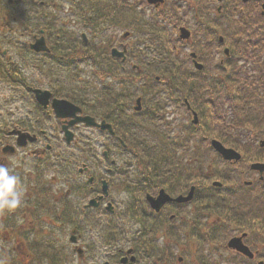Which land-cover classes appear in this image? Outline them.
<instances>
[{
  "label": "flooded vegetation",
  "instance_id": "obj_1",
  "mask_svg": "<svg viewBox=\"0 0 264 264\" xmlns=\"http://www.w3.org/2000/svg\"><path fill=\"white\" fill-rule=\"evenodd\" d=\"M89 1L0 0V165L19 177L23 191L22 205L0 214V264H173L171 233L200 234L203 215L214 223L202 213L213 190L195 163L204 151L201 134H193L191 158L179 160L193 164L179 166L171 161L183 147L146 143L137 135L151 137L144 124L153 115L167 138L170 121L180 122L155 112L147 102L153 88H137L136 82L144 73L143 86L148 84L154 62L168 70L169 51L174 57L187 50L192 66V53L199 61L194 46L203 37L195 19L202 10L181 0ZM150 8L162 31L148 41V23L139 16L152 20ZM205 28L203 55L212 57L217 47H207L215 43L213 30ZM93 75L99 76L96 101L83 84ZM73 77L77 85L69 86ZM176 90L165 88L158 104L183 107ZM184 106L191 121L192 110ZM83 117L91 123L80 122ZM178 127L184 132L185 126ZM67 132L74 142L66 141ZM185 137L191 142V132ZM228 178L242 179L244 197L263 204L264 169L234 165ZM126 217L145 227L120 230ZM253 253L256 262L259 250Z\"/></svg>",
  "mask_w": 264,
  "mask_h": 264
},
{
  "label": "trees",
  "instance_id": "obj_2",
  "mask_svg": "<svg viewBox=\"0 0 264 264\" xmlns=\"http://www.w3.org/2000/svg\"><path fill=\"white\" fill-rule=\"evenodd\" d=\"M193 1L197 4L196 11L203 12L195 19L203 39L194 49L200 56L204 52L202 41L206 26L212 28L214 41L222 34L230 49L229 57L222 54V71L218 74L207 71L213 56H208L207 68L197 73L185 67L183 59L176 58L180 54L171 57L170 53L168 70H161L154 62L153 73L163 77L162 83L167 88H184L181 90L184 94L198 93L199 89L204 92L207 99L200 101L202 125L197 128L201 136L209 134L238 149L244 131L252 133L256 139L264 137V116L257 122V117L264 112V0H224L223 11L215 9V0ZM205 123H208L207 128Z\"/></svg>",
  "mask_w": 264,
  "mask_h": 264
},
{
  "label": "rangeland",
  "instance_id": "obj_3",
  "mask_svg": "<svg viewBox=\"0 0 264 264\" xmlns=\"http://www.w3.org/2000/svg\"><path fill=\"white\" fill-rule=\"evenodd\" d=\"M112 1L113 0H111V1L107 0V1H105V4L106 5H111L113 3ZM150 9L152 10L151 17L157 18V20L161 24V21H160L161 18L155 15L156 11H154L152 8H150ZM142 20H144V18ZM153 20L155 21V19H153ZM221 57H222V55L219 54L215 58V61L212 60V63H211L212 65L209 67V72L210 73L214 72L215 74H218L220 71H222L220 66H219L220 65L219 62H221V60H222V59H220ZM215 65H218L219 68H216ZM70 81L72 83V84L70 83L71 85L76 84L75 83V79L70 78ZM198 91H199L198 93H197V91L193 92L190 95L188 100H189L190 104L193 105L194 108L196 109V111L198 112V122H197V124H198V126H201L202 125L201 121H202V118H203L202 117L203 116V110L201 109L200 101L201 100L202 101H206L207 96H206V94L204 92L201 93L200 89ZM181 97H182V93H181ZM162 111L168 112L167 115L169 117L173 118L175 116V118L180 120V122H179L180 126H185L184 132H182L181 128H179V130L177 131V127L176 126H178V125H175V130L172 132V135L175 136L177 139H179L178 141L180 143H185L184 146H186V148H188V151H183L182 154L184 156H187L186 159L190 158V156H191L190 155L191 148H192L193 145H195V143H194L195 142L194 141L195 136L194 135L192 136L193 143L190 142L188 137H185V140L183 142V137L185 136V134L187 132L190 133V132H192L194 130V126H192L191 121L189 120V118H187L188 115L185 112V107H180V106H178V102H175V103H172V105H169L168 107H166L165 109H162ZM174 111H177L176 114L173 113ZM206 111H208V110H206ZM189 116L191 117L190 114H189ZM263 116H264V112L260 113V115L257 117V122H259L260 118L263 117ZM258 118H259V120H258ZM183 120H185V121H183ZM207 124L205 123V125H206L205 127L206 128H207ZM154 126L155 127L157 126V128H154ZM152 128H154L156 130L157 129H161V127L159 125H156V124L152 125ZM242 134H244V136H246V137H252L253 139H256L255 135H252V133H250V132L244 131ZM137 135H142V134H137ZM226 136H229V135H226ZM261 140H263V139H258L257 143L255 145L253 144V148L252 149H250L249 146H247L246 144H244V143L242 144L241 148L243 150L249 151L247 153L246 157H245V161H244L245 165H249L250 163L257 162V161H264V159L260 160V159L256 158V155L254 156L256 151H258L257 154H259V155L263 154L264 155V152L263 153L261 152L262 149L256 150L257 149L256 145H258V143ZM198 142H199V140H198ZM164 144L165 145H169L167 139H164ZM226 145L228 147L230 146V144H226ZM202 150H205L204 145L202 146ZM183 163H185V164H193L192 162H185V161L179 162L178 159H176L174 161H171L172 166H179V165H182ZM245 180H252V179L246 178ZM115 198H116V200H121V196L118 195V194L115 195ZM252 199L253 198H250V197H247V196L246 197H244V196L243 197H239V196L238 197H233L231 199H228L226 202L223 201V203L219 205V207L217 209V212H219L221 214L220 216L222 218L225 217V218H227V220L230 223H233V224H231L232 227L237 226V227L240 228V230H246V226H247L245 224L246 219H251V222L256 221L257 226H258V223H259V228L260 229H258L257 227H254L255 228V229H253L254 233H251V232L250 233L256 235L255 236L254 247L255 248H262V247H264V202H263V204L259 205L258 203H256ZM250 207H252L253 210H251ZM258 217H260V219ZM188 218L191 219L192 216H189ZM174 240L175 239L170 238V244H172V242ZM218 241L220 242L221 239H219ZM206 243H207L208 246L213 247L212 244L209 242V240H207ZM213 243H215V242H213ZM195 246L196 245H192L191 248L195 249ZM263 251H264V249H263ZM154 253H157V251H155ZM220 256H222V257L220 258ZM214 259L216 260V262L218 261V262H221L222 264H234L235 262H236V264H238L236 256H231V254H229L227 252H224L222 247H219L218 245H217V248L215 249ZM194 260H195V263H193V264H202L201 263L202 260H200L199 257H196ZM74 262L76 263V259H75Z\"/></svg>",
  "mask_w": 264,
  "mask_h": 264
},
{
  "label": "clouds",
  "instance_id": "obj_4",
  "mask_svg": "<svg viewBox=\"0 0 264 264\" xmlns=\"http://www.w3.org/2000/svg\"><path fill=\"white\" fill-rule=\"evenodd\" d=\"M22 198L19 177L6 165H0V214L18 209Z\"/></svg>",
  "mask_w": 264,
  "mask_h": 264
},
{
  "label": "water",
  "instance_id": "obj_5",
  "mask_svg": "<svg viewBox=\"0 0 264 264\" xmlns=\"http://www.w3.org/2000/svg\"><path fill=\"white\" fill-rule=\"evenodd\" d=\"M58 103H63L64 106H66L68 109H71V110H74L75 111V108L72 107V105L68 102H64V101H57ZM80 121H84V122H87V123H91V119H89V117H83V118H80ZM217 144V150L221 151L224 155L225 158H232V157H235V158H238V155L235 154L234 151L232 150H224L223 147L221 145H219L218 143ZM229 246L230 247H234L240 251H243L245 253H248V248L245 247V246H242L240 245L238 239H232L230 242H229Z\"/></svg>",
  "mask_w": 264,
  "mask_h": 264
}]
</instances>
